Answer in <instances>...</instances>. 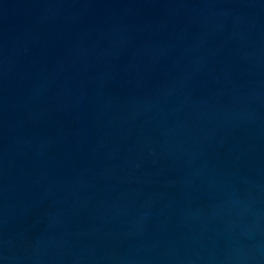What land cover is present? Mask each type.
I'll return each mask as SVG.
<instances>
[{"label":"water","instance_id":"1","mask_svg":"<svg viewBox=\"0 0 264 264\" xmlns=\"http://www.w3.org/2000/svg\"><path fill=\"white\" fill-rule=\"evenodd\" d=\"M0 264H264V0H0Z\"/></svg>","mask_w":264,"mask_h":264}]
</instances>
